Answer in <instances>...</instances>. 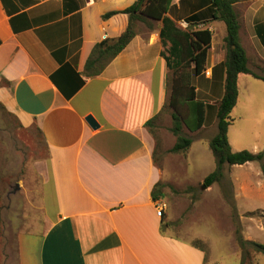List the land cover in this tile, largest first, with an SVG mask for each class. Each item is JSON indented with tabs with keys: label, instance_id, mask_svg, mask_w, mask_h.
<instances>
[{
	"label": "crops",
	"instance_id": "crops-1",
	"mask_svg": "<svg viewBox=\"0 0 264 264\" xmlns=\"http://www.w3.org/2000/svg\"><path fill=\"white\" fill-rule=\"evenodd\" d=\"M135 1L0 0V103L45 141L44 185H51L52 197L41 237L12 232L15 264H205L202 248L163 229L171 226L168 206L163 213L158 208L165 194L152 197L166 174L153 125L147 126L167 99L170 69L161 27L137 30L101 74L85 73L96 44L119 37L129 24L128 14L103 15ZM209 6L210 0H173L169 15L189 24L186 19L199 14L195 29L212 31L196 88L219 92L221 100L227 29L211 19ZM234 8L249 68L264 75V0L239 1ZM9 231L0 244V264L10 261Z\"/></svg>",
	"mask_w": 264,
	"mask_h": 264
},
{
	"label": "rangeland",
	"instance_id": "rangeland-1",
	"mask_svg": "<svg viewBox=\"0 0 264 264\" xmlns=\"http://www.w3.org/2000/svg\"><path fill=\"white\" fill-rule=\"evenodd\" d=\"M147 20L136 21V30L155 33L162 25L161 21ZM178 25L183 29L189 26L185 21ZM156 38L153 36V41ZM172 84L173 70H170L165 107L152 126L158 142L159 163L166 173L164 202L171 219L170 228L163 224V229L193 244L198 242L206 254L205 264H264V253L252 244L243 248L237 233L239 229L244 239L264 244V175L260 162L232 166L226 163L222 180L203 189L201 178L217 167L210 139L218 131L220 94H208L199 86L197 97L209 105L205 127L195 132L184 123L183 132L192 139L191 149L188 153L171 152L176 142L171 130L174 109L169 104ZM193 84H199L196 77ZM239 89V100L231 113L234 121L228 133L231 146L237 150L232 149L264 151V81L242 74ZM48 156L39 131L24 128L15 114L0 103V244L10 230L6 244L11 251L9 264H15L12 258L15 229L23 234L22 239L25 235L35 238L41 237L49 225L51 185H44Z\"/></svg>",
	"mask_w": 264,
	"mask_h": 264
},
{
	"label": "trees",
	"instance_id": "trees-1",
	"mask_svg": "<svg viewBox=\"0 0 264 264\" xmlns=\"http://www.w3.org/2000/svg\"><path fill=\"white\" fill-rule=\"evenodd\" d=\"M239 1L243 0H210L211 19L224 21L227 35L225 37L226 58L224 66L226 77L224 94L217 105L218 131L210 140V148L217 161V167L204 179L203 184L207 188L222 180L223 167L226 163L232 166L258 161L264 175V151L258 153H253L247 149L233 151L228 135L229 126L233 121L231 113L239 98V75L242 73L251 74L255 78L264 81L263 74L249 68L247 53L241 43L240 23L234 8V4ZM172 3L173 0H136L131 6L123 10L105 13L103 15L104 19L119 13L128 14L129 24L119 37L108 38L96 44L87 60L85 73L94 77L104 71L106 66L137 35L136 21L148 22V18L161 21L162 26L159 36L164 47H167V50L163 51V55L167 60L169 69L173 70V84L169 104L174 109L171 114L173 119L171 130L176 136V142L170 151L187 152L192 145V139L183 132V124L185 123L189 129L196 131L203 127L207 118L209 105L197 97V88L193 84V79L206 70L212 42V31L209 27L191 28L190 25L201 20L199 14L189 16L186 19L189 22L188 28H181L169 15ZM7 11L10 14L14 13L10 9H7ZM186 107H188V110ZM184 108L187 112L184 111ZM155 119L156 117L151 119L147 126L153 125ZM163 196V183L159 182L153 188L152 197L156 201ZM237 233L243 248L246 244H252L256 250L264 253L263 243L244 239L239 229H237ZM194 245L200 247L198 242Z\"/></svg>",
	"mask_w": 264,
	"mask_h": 264
},
{
	"label": "water",
	"instance_id": "water-1",
	"mask_svg": "<svg viewBox=\"0 0 264 264\" xmlns=\"http://www.w3.org/2000/svg\"><path fill=\"white\" fill-rule=\"evenodd\" d=\"M87 120H88V122L90 123V125H91L93 128H97V127L99 126L98 122L96 121V119H95L92 115L88 116V117H87ZM202 188H203V189H206L207 186L203 184Z\"/></svg>",
	"mask_w": 264,
	"mask_h": 264
},
{
	"label": "built area",
	"instance_id": "built-area-1",
	"mask_svg": "<svg viewBox=\"0 0 264 264\" xmlns=\"http://www.w3.org/2000/svg\"><path fill=\"white\" fill-rule=\"evenodd\" d=\"M166 206L167 205L164 202L158 203V208L161 210V212H163L165 210Z\"/></svg>",
	"mask_w": 264,
	"mask_h": 264
}]
</instances>
